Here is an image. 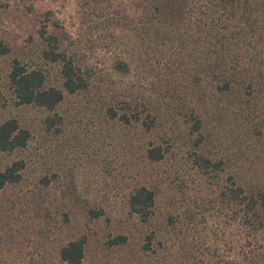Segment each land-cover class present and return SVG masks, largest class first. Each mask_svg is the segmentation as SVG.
Instances as JSON below:
<instances>
[{"label": "rangeland", "instance_id": "1", "mask_svg": "<svg viewBox=\"0 0 264 264\" xmlns=\"http://www.w3.org/2000/svg\"><path fill=\"white\" fill-rule=\"evenodd\" d=\"M138 3L0 0V42L9 48L0 53V124L16 118L31 131L24 148L0 150V170L25 162L22 180L0 196V264H70L59 252L77 239L86 241L81 264H264V209L251 216L232 191L233 183L246 195L264 190L260 118L221 95L219 105L193 100L151 129L121 118L137 109L146 117L147 108L124 101L155 95L124 25ZM47 50L71 57L89 87L69 93L62 63ZM15 60L64 91L55 110L17 103L9 78ZM192 108L202 119L198 132L187 118ZM150 143L163 146L162 160L147 158ZM141 186L155 191L148 222L129 204ZM119 235L127 241L111 244Z\"/></svg>", "mask_w": 264, "mask_h": 264}, {"label": "trees", "instance_id": "2", "mask_svg": "<svg viewBox=\"0 0 264 264\" xmlns=\"http://www.w3.org/2000/svg\"><path fill=\"white\" fill-rule=\"evenodd\" d=\"M139 1L135 15H128L124 25L132 31L134 44L141 50L138 55L142 64L141 79L145 76L143 79L150 81L155 95L154 100L138 94L137 100L124 101L129 106L136 101V106L147 108L146 117L137 109L130 118L127 114L121 118L127 122L131 118L142 120L143 125L151 129L160 118L170 115V111L187 107L193 100L199 104L209 99L219 105L223 102L220 95L234 96L230 103L244 111L248 107L253 116L260 118L264 134V92L261 89L256 93L257 86L264 84V0ZM8 52L9 48L0 42V53ZM45 54L62 63L64 87L69 93L89 87L80 66L65 52L47 50ZM120 66L123 70L127 68L124 62ZM9 78L19 105L32 104L53 111L65 98L61 88L46 86L43 70L28 69L19 60L14 61ZM108 113L113 118L118 116L113 107ZM187 118L192 121L191 131H200L202 119L196 109L192 108ZM30 138L31 131L22 127L16 118L0 124L1 151L11 153L24 148ZM146 152L152 161H160L165 155L161 144L150 143ZM200 160L206 167L213 165L204 156ZM24 168L25 162L20 159L0 170V196L7 185L22 180ZM232 191L241 202H247L251 216L264 209V190L247 196L241 186L233 183ZM129 204L133 213L148 222L153 214L155 191L141 186L131 195ZM91 214L98 217L103 213L92 209ZM126 241V236L119 235L110 243ZM59 255L64 262L81 264L86 255V241H69L62 246Z\"/></svg>", "mask_w": 264, "mask_h": 264}]
</instances>
